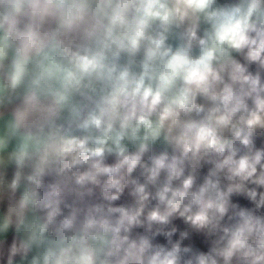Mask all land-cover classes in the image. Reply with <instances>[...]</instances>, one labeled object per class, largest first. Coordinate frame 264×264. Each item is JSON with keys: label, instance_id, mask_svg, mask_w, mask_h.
Here are the masks:
<instances>
[{"label": "clouds", "instance_id": "9594fccd", "mask_svg": "<svg viewBox=\"0 0 264 264\" xmlns=\"http://www.w3.org/2000/svg\"><path fill=\"white\" fill-rule=\"evenodd\" d=\"M0 264H264V0H0Z\"/></svg>", "mask_w": 264, "mask_h": 264}]
</instances>
